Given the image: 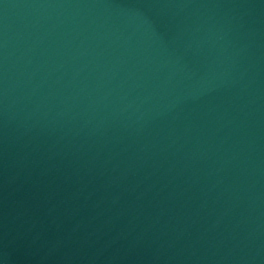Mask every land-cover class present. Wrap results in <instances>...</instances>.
Returning <instances> with one entry per match:
<instances>
[{
	"label": "water",
	"instance_id": "obj_1",
	"mask_svg": "<svg viewBox=\"0 0 264 264\" xmlns=\"http://www.w3.org/2000/svg\"><path fill=\"white\" fill-rule=\"evenodd\" d=\"M0 264H264V0H0Z\"/></svg>",
	"mask_w": 264,
	"mask_h": 264
}]
</instances>
